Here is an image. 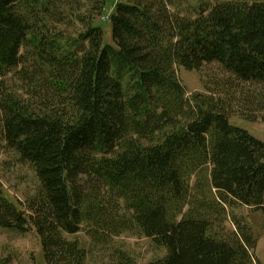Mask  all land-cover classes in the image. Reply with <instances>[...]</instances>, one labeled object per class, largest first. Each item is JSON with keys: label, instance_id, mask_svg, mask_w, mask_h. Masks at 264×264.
<instances>
[{"label": "trees", "instance_id": "trees-1", "mask_svg": "<svg viewBox=\"0 0 264 264\" xmlns=\"http://www.w3.org/2000/svg\"><path fill=\"white\" fill-rule=\"evenodd\" d=\"M188 1L117 0L107 42L106 0H0V153L39 181L30 214L0 183V227L47 264H85L84 229L151 238L149 264H263L230 209L264 213V140L231 121L264 120V1ZM207 67L189 96L179 69Z\"/></svg>", "mask_w": 264, "mask_h": 264}, {"label": "rangeland", "instance_id": "rangeland-1", "mask_svg": "<svg viewBox=\"0 0 264 264\" xmlns=\"http://www.w3.org/2000/svg\"><path fill=\"white\" fill-rule=\"evenodd\" d=\"M117 0H106L108 11L99 20L105 24V41H112V27L109 23ZM229 0H190L183 13L186 16H196L200 5L212 6L216 3ZM264 1V0H248ZM110 8V9H109ZM212 69L186 70L179 69V77L185 85L188 95L205 93V75ZM234 125L247 129L255 137L264 140V120L259 117L256 121H249L236 114L231 119ZM0 183L6 197L13 201L21 210L30 214L24 203L34 195L39 186V181L30 165L19 162L11 153H0ZM243 224H248L258 237V245L254 250L255 257L264 264V213L248 206H237L230 209ZM227 226L235 229V223L229 219ZM83 246L88 251L85 264H118V250L125 251L133 257L136 264H149L163 258L167 254L164 247H160L146 236L124 233L120 236L104 239L101 242L94 240L86 230L77 235ZM108 240V241H107ZM0 264H47L44 258L40 236L35 229L21 234L13 230L0 227Z\"/></svg>", "mask_w": 264, "mask_h": 264}]
</instances>
